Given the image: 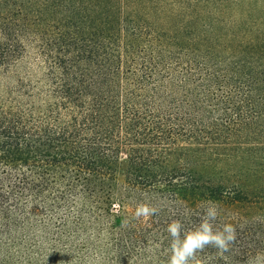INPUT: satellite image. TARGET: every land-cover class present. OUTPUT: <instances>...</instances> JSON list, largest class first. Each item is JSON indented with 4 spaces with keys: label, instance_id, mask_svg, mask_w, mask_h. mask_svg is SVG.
Segmentation results:
<instances>
[{
    "label": "trees",
    "instance_id": "1",
    "mask_svg": "<svg viewBox=\"0 0 264 264\" xmlns=\"http://www.w3.org/2000/svg\"><path fill=\"white\" fill-rule=\"evenodd\" d=\"M208 204L190 264H264V0H0V264H165Z\"/></svg>",
    "mask_w": 264,
    "mask_h": 264
},
{
    "label": "clouds",
    "instance_id": "2",
    "mask_svg": "<svg viewBox=\"0 0 264 264\" xmlns=\"http://www.w3.org/2000/svg\"><path fill=\"white\" fill-rule=\"evenodd\" d=\"M155 212L154 207L140 203L134 215L147 217ZM217 217L216 206L208 204L198 222L191 227L184 228L179 220L170 221L165 229L170 237L165 264H190L195 254L208 246L215 248L217 254L223 256L235 240L236 230L231 223H214Z\"/></svg>",
    "mask_w": 264,
    "mask_h": 264
},
{
    "label": "rangeland",
    "instance_id": "3",
    "mask_svg": "<svg viewBox=\"0 0 264 264\" xmlns=\"http://www.w3.org/2000/svg\"><path fill=\"white\" fill-rule=\"evenodd\" d=\"M120 161H121V166H120L119 176L121 177L123 169H124V164H125V162H124V154L123 153L121 154Z\"/></svg>",
    "mask_w": 264,
    "mask_h": 264
}]
</instances>
